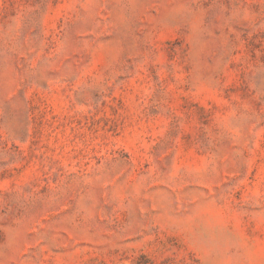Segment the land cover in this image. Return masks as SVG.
<instances>
[{"label": "rangeland", "instance_id": "rangeland-1", "mask_svg": "<svg viewBox=\"0 0 264 264\" xmlns=\"http://www.w3.org/2000/svg\"><path fill=\"white\" fill-rule=\"evenodd\" d=\"M0 264H264V0H0Z\"/></svg>", "mask_w": 264, "mask_h": 264}]
</instances>
